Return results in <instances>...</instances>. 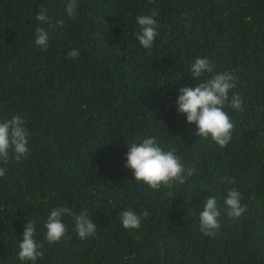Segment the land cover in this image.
Masks as SVG:
<instances>
[{
	"label": "trees",
	"instance_id": "1",
	"mask_svg": "<svg viewBox=\"0 0 264 264\" xmlns=\"http://www.w3.org/2000/svg\"><path fill=\"white\" fill-rule=\"evenodd\" d=\"M66 2L0 0V122L21 114L30 149L0 178V264H31L17 258L25 224L39 231L65 203L87 211L97 231L81 240L64 217L71 239L40 237L36 264H264V0H78L75 19ZM41 6L48 22L36 20ZM153 12L158 35L145 49L135 17ZM37 27L49 33L47 51ZM197 57L231 71L229 95L243 100V111L225 109L235 130L224 148L177 111L178 89L197 84ZM148 136L195 169L185 184L153 190L134 180L125 153ZM230 188L247 212L239 221L222 212L216 236H205L207 197L223 208ZM128 208L148 211L139 229L122 226Z\"/></svg>",
	"mask_w": 264,
	"mask_h": 264
},
{
	"label": "clouds",
	"instance_id": "2",
	"mask_svg": "<svg viewBox=\"0 0 264 264\" xmlns=\"http://www.w3.org/2000/svg\"><path fill=\"white\" fill-rule=\"evenodd\" d=\"M78 0H67L65 11L67 15L75 19L77 15ZM158 13L151 15H137L136 23L139 31L135 33L136 39L145 49H151L158 35V22L154 18ZM36 20L45 23L49 21L47 9L40 7ZM61 23V22H57ZM49 33L42 27L35 30V44L47 51ZM80 55L78 49L73 48L67 56L75 59ZM191 75L197 81L195 87H180L179 95L175 101L177 111L186 114L188 123L196 125V135L204 139L210 138L221 148L226 147L233 138L235 122L225 110L230 108L243 111V100L238 93L231 90L236 87V77L231 71L216 72L215 65L207 57H197L190 66ZM29 132L27 122L21 114L14 115L11 119L0 122V178L6 175V165L10 158L16 161L27 159L30 155ZM126 156V168L132 170L134 180L146 184L153 190L162 187L169 189L174 185H183L187 179L194 174L195 169H185L181 157L176 154L174 147L165 150L155 137L148 136L140 142L128 144ZM227 184L235 183L234 178L223 177ZM242 194L236 188H230L224 199V207L218 205L216 196H208L203 211L199 214V230L209 237H215L219 231L220 217L226 212L229 219L239 221L247 212V205L242 204ZM148 211L139 215L128 208L120 213L121 224L125 229H139L141 219L147 218ZM64 217H69L74 222V229L79 239L84 240L93 236L97 231L87 211L77 214L66 203L52 208L50 214L43 222L42 227L37 230L34 220H29L22 233V240L18 244L17 258L21 262L36 261L43 257L45 245L40 237L48 245L71 239L68 234V225ZM155 259L148 264H156Z\"/></svg>",
	"mask_w": 264,
	"mask_h": 264
}]
</instances>
